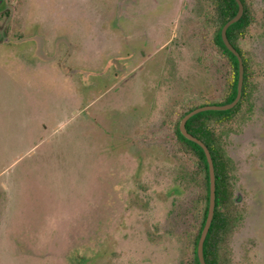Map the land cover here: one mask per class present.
<instances>
[{"label":"rangeland","instance_id":"1","mask_svg":"<svg viewBox=\"0 0 264 264\" xmlns=\"http://www.w3.org/2000/svg\"><path fill=\"white\" fill-rule=\"evenodd\" d=\"M183 3L0 0V264H193L204 189L174 122L226 95ZM250 103L223 126L241 216L221 264H264V75Z\"/></svg>","mask_w":264,"mask_h":264},{"label":"trees","instance_id":"2","mask_svg":"<svg viewBox=\"0 0 264 264\" xmlns=\"http://www.w3.org/2000/svg\"><path fill=\"white\" fill-rule=\"evenodd\" d=\"M208 6H213V0L211 3L207 0ZM214 5L218 10V13L225 22L228 18L234 15L236 10V3L234 0H214ZM242 17L237 22L229 26L227 34L230 36V32L241 28ZM219 32H217L218 40L220 41ZM225 48V47H224ZM226 49V48H225ZM236 67V63L234 64ZM228 84L229 93H225V99L218 102L226 103L230 102L235 97L236 92V76L229 80ZM249 80L244 78L242 94L240 100L236 105L227 110H206L196 113L186 121V129L188 132L202 140L207 146L214 165L215 172V208L212 222L210 224L208 233L203 244V254L206 264H221L223 248L225 247L226 238L230 234L232 227L240 218L241 212L236 207V201L232 196V180L234 163L231 157L228 156L225 144L223 143L224 125L231 122L233 119L238 118L242 113L241 110L246 105V109L251 108L250 98L251 94L248 91ZM209 104L203 103L200 105ZM198 105V106H200ZM197 106L183 110L178 119L174 122L176 132V150L173 152V158L180 160L181 175L180 179L189 184L202 185L204 189V206L201 216V222L198 230L195 232L192 241V261L193 264H200L197 258V242L203 227L209 198V176L207 161L203 149L193 141L186 139L179 131L178 124L187 112ZM243 111V110H242ZM193 161V167L189 166L187 169L186 162Z\"/></svg>","mask_w":264,"mask_h":264},{"label":"flooded vegetation","instance_id":"3","mask_svg":"<svg viewBox=\"0 0 264 264\" xmlns=\"http://www.w3.org/2000/svg\"><path fill=\"white\" fill-rule=\"evenodd\" d=\"M191 1L193 4L192 6L189 5L188 8L185 7L186 4H182L179 20L183 24L188 23L187 21L190 19L188 15L192 14L196 60L199 63L203 61L209 62L210 77L217 78L218 76L224 79L219 89L221 91L220 93L225 94L230 92L228 91L229 80L235 76L237 90L239 76L238 57L224 44L221 37V30L226 21L232 18L237 12L238 3L234 0L236 3L234 15L221 23L223 18L220 17L214 5V0L213 6H208L207 0ZM209 1L211 3V0ZM240 1L243 5V11L239 19L244 17L241 28L235 31L233 29L230 32V36H228V27L226 36L241 58L243 64V81L246 76L249 80L248 91L251 95H254L259 87V78L264 75V4L260 6V2H256V0ZM217 32H219L220 41L218 40ZM235 63L236 67L234 65Z\"/></svg>","mask_w":264,"mask_h":264},{"label":"water","instance_id":"4","mask_svg":"<svg viewBox=\"0 0 264 264\" xmlns=\"http://www.w3.org/2000/svg\"><path fill=\"white\" fill-rule=\"evenodd\" d=\"M238 3V10L235 13V15L230 18L226 23L223 25L222 30H221V37L224 42V44L238 57V62H239V76H238V82H237V90L235 97L230 101L226 103H209V104H204L197 106L193 109H191L189 112H187L179 121L178 128L180 133L188 140L195 142L198 144L204 151L206 161H207V168H208V176H209V198H208V208H207V214L206 218L203 224V227L201 229L198 242H197V258L200 264H206L204 254H203V244L204 240L206 238V235L208 233L210 224L212 222V218L214 215V208H215V172H214V165H213V160L211 157V154L205 145V143L191 134L190 132L187 131L186 129V121L193 115H195L198 112L201 111H206V110H227L236 105V103L240 100L241 93H242V82H243V64L241 61V58L237 51L232 47L230 42L227 39L226 36V30L227 28L238 21L240 18L242 11H243V5L240 0H236Z\"/></svg>","mask_w":264,"mask_h":264}]
</instances>
